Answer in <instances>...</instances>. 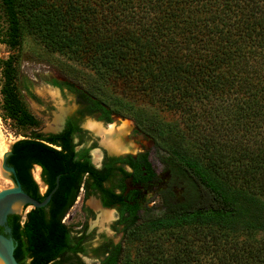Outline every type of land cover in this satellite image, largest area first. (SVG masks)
Listing matches in <instances>:
<instances>
[{"label":"trees","instance_id":"1","mask_svg":"<svg viewBox=\"0 0 264 264\" xmlns=\"http://www.w3.org/2000/svg\"><path fill=\"white\" fill-rule=\"evenodd\" d=\"M0 20V45L11 52L27 46L83 65L64 64L67 80L52 82L79 113L130 119L157 148L158 205L144 203L139 216V206L125 207L122 217L126 236L165 239L142 242L134 259L119 244L102 264H264V0H0ZM18 62L0 60V118L28 135L6 164L37 201L59 181L47 206L9 215L0 234L13 240L18 264H65L74 251L62 219L84 174L102 171L74 159L69 129L39 131L17 86ZM34 165L48 176L44 196Z\"/></svg>","mask_w":264,"mask_h":264},{"label":"flooded vegetation","instance_id":"2","mask_svg":"<svg viewBox=\"0 0 264 264\" xmlns=\"http://www.w3.org/2000/svg\"><path fill=\"white\" fill-rule=\"evenodd\" d=\"M79 109L80 107L77 105L74 113L64 119L63 128L59 132L42 134L46 137L59 135L65 129H69L70 145L73 146V152L77 155L74 159L84 155L94 170L102 171L101 174H96L95 177H90L91 174L89 173L84 174L75 201L62 219V223L66 225V216L74 204L81 200L85 222L75 229L66 225L70 229V247L71 251L74 252L68 253V260H66L65 264H86L84 259H90L96 264H102L104 258H106L107 251L113 250V247L121 243L112 241L104 233H98L96 236L95 228L89 229L88 220L94 218L97 213L88 203L93 200L99 205L100 209L111 211L113 214L111 221L114 220L112 224L113 233L118 232L123 235L125 234V223L123 220L128 217V214H124L122 217V211L125 207L134 208L139 206L136 215L139 216L143 213V204L147 202L146 198L148 196H154L155 177L160 176L162 170L154 169L149 155L136 151V149L133 152L128 151L129 153H110L100 144L101 137L85 127L86 122L92 120L90 119L92 116L79 113ZM94 121L98 124L100 123L104 130H107L109 125L113 124V121L108 123L99 120L98 117ZM129 136H131V133L126 139ZM88 139H91L90 143H87ZM50 146L57 151L62 150L61 146ZM95 147L99 149L96 150ZM93 150L99 155L98 159L91 153ZM145 155L146 158L143 160ZM35 167L39 169L40 182L45 188L44 193H41L39 187V194L41 193L40 195L44 196L50 186L48 176L45 174L43 166L34 165L33 168ZM88 177L90 178L88 179ZM95 237L97 240H94ZM104 252L106 253L104 254Z\"/></svg>","mask_w":264,"mask_h":264},{"label":"rangeland","instance_id":"3","mask_svg":"<svg viewBox=\"0 0 264 264\" xmlns=\"http://www.w3.org/2000/svg\"><path fill=\"white\" fill-rule=\"evenodd\" d=\"M2 26H4V20H0ZM11 54H15L19 56V62L17 65V86L21 91V95L25 104L27 105L28 109L33 113V115L39 121V131L45 134H49L52 131L49 127L53 124V121L57 115H60V110L65 112V118L69 117L74 113L77 109V104L75 98L72 94H70L67 90H61L57 87L52 85L53 81L64 82L67 80L65 77V72L67 70L64 68L65 65L73 66L76 69L83 70V65L74 64L69 62L63 57L55 56L52 58H38L29 51V48L26 46L24 51H17L16 53L11 52L7 47L4 45H0V60L8 58ZM64 72L63 73H61ZM1 83V79H0ZM56 93V96L50 93V91ZM34 97V98H32ZM133 101L138 107L145 108L147 107L146 102L143 100L142 97H135ZM150 111L154 112L158 118L163 117V120L173 121L174 123L178 121L172 113L170 112H159L158 109H154L151 107ZM98 116H92L88 121H94L97 119ZM118 120V121H117ZM128 122L129 130L126 134L121 135L119 132H116L117 135L120 137L121 143L123 146L129 148V152H133L135 149L136 151H141L149 155V159L151 164L153 165L154 169L161 171L162 165L158 161V153L157 148L154 145L153 139L150 137L142 134L141 132L135 129L134 122L130 119H123L120 117L113 118V123H118L120 121ZM87 121V122H88ZM117 121V122H116ZM86 122V123H87ZM95 122V121H94ZM97 123V122H95ZM100 124V123H99ZM179 124V123H178ZM101 125V124H100ZM182 128V125L179 126ZM108 130V129H107ZM131 133V136L126 139V137ZM23 135H28V131H22L16 128L13 123L9 120L2 121L0 118V166L3 167V161L6 160L7 156L10 153L11 146L19 140L23 139ZM91 139L87 140V143H90ZM128 140V141H127ZM96 150L99 149L95 147ZM128 152V153H129ZM96 154L95 150L91 152ZM99 157V156H98ZM0 168V170H1ZM5 170V169H4ZM3 171V170H2ZM39 172L37 167L33 168L32 170V177L34 181L37 183L38 188L40 187V192L44 193L45 188L39 180L34 178L35 173ZM4 176L2 177L0 171V186H5V190L13 186V182L11 179V174L8 171H3ZM40 173V172H39ZM40 175V174H39ZM5 178V180H4ZM40 193V194H41ZM146 207L152 208L159 203V199L157 198L156 194L154 196L150 195L147 198ZM148 199H150L148 201ZM89 204V203H88ZM29 211L17 213L24 217ZM94 218L88 220L89 222V229L95 228L96 236L98 233H104L114 242H119L122 244V247L130 254L131 258L134 259L135 256L139 253V250L142 249V242L152 241L157 243V241H161L165 239L164 233H157V234H145L140 235L139 237L133 238L130 236H126L125 234L121 235L120 233H113L112 224L114 220H109L104 224H100L99 221V214L100 212H96ZM85 222V214L82 211V203L79 200L77 203L74 204L72 209L69 211L68 215L66 216L65 223L72 229H75L82 225ZM96 223V224H95ZM98 225V226H95ZM104 225V226H103ZM94 240H97L95 237ZM86 264H96L93 260L84 259Z\"/></svg>","mask_w":264,"mask_h":264},{"label":"water","instance_id":"4","mask_svg":"<svg viewBox=\"0 0 264 264\" xmlns=\"http://www.w3.org/2000/svg\"><path fill=\"white\" fill-rule=\"evenodd\" d=\"M62 125L60 129L56 132H59L63 128ZM56 132L50 133L55 134ZM3 166L4 169L11 174L10 180L13 182L15 187L0 192V227H4L6 225L7 218L9 215L30 211L32 209L44 208L45 206H47L52 194L57 189L59 181V177H57L56 186L51 191V193L48 194L42 201H37L27 195L25 192H23L20 184L12 179V176L14 175V170L7 166L6 160L3 161ZM14 250L15 246L13 240L11 238H7L3 234H0V257L3 259L0 264H18L17 260L14 257Z\"/></svg>","mask_w":264,"mask_h":264},{"label":"bare ground","instance_id":"5","mask_svg":"<svg viewBox=\"0 0 264 264\" xmlns=\"http://www.w3.org/2000/svg\"><path fill=\"white\" fill-rule=\"evenodd\" d=\"M50 93L53 95V97L56 96V93H54L52 90L50 91ZM65 112L63 110H60V115H57L53 121V124H51V126L49 127L52 131H58L62 125L63 119L65 118ZM128 122L126 121H120L118 123H113L110 124L108 127V130H104L103 127L98 124L95 123L94 121H88L85 124V127H87L89 130H91L93 133H95L96 135L101 137V141L100 144L105 147V149H107L110 153H115V154H121V153H126L129 151V148L125 147L122 145L120 137L123 134H126L127 131L129 130V126H128ZM116 132H119L121 135L120 137L117 135ZM99 156V155H98ZM98 156L96 155L95 158L98 159ZM1 168V166H0ZM38 169V168H37ZM4 170V166L1 168V175L2 177L4 176L3 171ZM39 172L36 171L34 178L36 180H39ZM5 180V178H4ZM14 184L13 186H10V188H14ZM7 190V189H6ZM5 191V186H0V192ZM89 205L96 211V212H100L98 218H99V223L100 224H104L105 222H108L109 220H111L113 218V214L111 211L109 210H102L100 209L99 205L95 202V201H90ZM96 224V223H95ZM104 226V225H103ZM2 258L0 257V263L2 262Z\"/></svg>","mask_w":264,"mask_h":264}]
</instances>
